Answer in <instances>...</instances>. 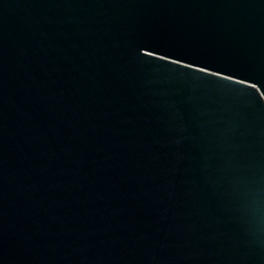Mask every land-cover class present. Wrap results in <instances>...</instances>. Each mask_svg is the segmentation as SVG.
<instances>
[{
	"label": "water",
	"instance_id": "95a60500",
	"mask_svg": "<svg viewBox=\"0 0 264 264\" xmlns=\"http://www.w3.org/2000/svg\"><path fill=\"white\" fill-rule=\"evenodd\" d=\"M0 264H264V0H0Z\"/></svg>",
	"mask_w": 264,
	"mask_h": 264
}]
</instances>
